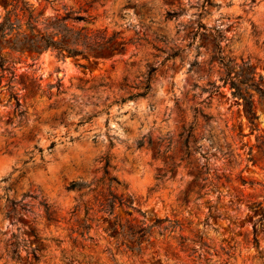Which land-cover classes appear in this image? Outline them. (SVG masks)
Returning a JSON list of instances; mask_svg holds the SVG:
<instances>
[{"label": "rangeland", "instance_id": "374dc122", "mask_svg": "<svg viewBox=\"0 0 264 264\" xmlns=\"http://www.w3.org/2000/svg\"><path fill=\"white\" fill-rule=\"evenodd\" d=\"M9 1L0 0V19ZM211 1L57 0L58 8L87 10L90 32L118 37L97 60L62 59L51 49L8 57L27 115L19 124L13 101L6 104L11 75L3 73L0 264H264V98L248 89L253 126L215 57L222 35L233 71L264 89V0ZM149 72L147 95L120 102L142 90ZM213 83L220 88L211 93ZM190 126L197 144L186 157ZM106 157L120 182L112 190L144 213L116 206L124 230L108 231L112 217L98 207ZM71 182L88 186L68 190ZM20 201L25 209L12 205ZM156 220L166 221L126 236L129 223ZM14 236L19 259L10 253Z\"/></svg>", "mask_w": 264, "mask_h": 264}, {"label": "trees", "instance_id": "16d2710c", "mask_svg": "<svg viewBox=\"0 0 264 264\" xmlns=\"http://www.w3.org/2000/svg\"><path fill=\"white\" fill-rule=\"evenodd\" d=\"M40 9H37L29 2V0H10L8 6L5 8V13L0 19V83L3 73L10 74V78L7 80V92L8 99L6 104L13 101V114L18 120V123H22L26 120L27 111L22 108L18 94L12 90L10 82L13 79L12 65L8 57L12 54H40L46 50H54L57 55L65 59L71 58H82L90 61L91 58L98 59L99 50L105 48L108 44H111L117 37L118 34H112L106 36L104 31L96 30L90 32L87 29V24L92 23L93 17L86 14L87 10L79 9L74 11L66 8L62 5L61 8L56 7L58 4L57 0H38ZM92 1L91 3H93ZM206 5H214L211 0H204ZM44 3V5H42ZM50 6L53 10L52 14H46V8ZM62 9V12H61ZM83 23L84 25L78 26ZM206 27L202 24L197 25L196 34L203 35L206 32ZM222 35L215 37V57L221 66L224 68V75L220 77L223 86L228 85L231 90L232 97L245 100V112L249 122L255 126L254 121L257 116L253 110L251 97L248 94V89L253 88L258 94L264 98V89L255 84L254 82L249 83L254 79V76L244 80L239 74L233 71L231 66V60L227 59L223 55V49L221 47ZM7 50L6 53L4 51ZM247 64V63H246ZM248 65V64H247ZM250 67V66H248ZM262 79V76H259ZM151 72L146 77V82L142 86V90L134 93H130L126 97H122L119 101L124 102L127 99L136 97H144L150 90ZM60 86L59 84L57 85ZM212 91H217L220 86L211 84ZM185 137L183 140V146L185 149L186 157L189 156V149L191 144L196 145L197 141L194 137L192 127H188L184 130ZM112 168L109 158H105L103 166V175L99 180L102 184L106 185V193L102 195V199L99 201V211L106 213L112 219L109 221L108 231H115L117 227L124 230L125 226L121 223L117 216H113V212L116 206L137 212L139 215L144 216V213L134 207L132 201H128L121 195H117L112 188L119 185L120 182L116 176L111 175L110 169ZM88 185L84 182H71L67 189L77 190L87 187ZM20 204V207L25 209V205L21 203L12 202V205ZM44 207L45 217L48 222L55 221L53 213L50 211V207L41 203ZM88 211V208H86ZM126 212V211H125ZM128 215L131 213L126 212ZM166 220H156V223L150 226H139L129 223L128 232L126 236L129 238H135L136 236L144 235L152 227L160 226L162 222ZM165 229L168 227H164ZM89 229V225L85 219L78 221V230L80 235H84ZM256 232V230L254 231ZM198 241L201 243L200 238ZM10 253L12 258L19 259V247L21 243L14 236L13 241L9 243ZM38 248H31V254L34 261H39L37 255ZM195 252V249H192Z\"/></svg>", "mask_w": 264, "mask_h": 264}]
</instances>
